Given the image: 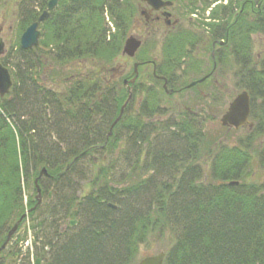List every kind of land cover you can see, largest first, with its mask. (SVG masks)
<instances>
[{
  "label": "trees",
  "instance_id": "16d2710c",
  "mask_svg": "<svg viewBox=\"0 0 264 264\" xmlns=\"http://www.w3.org/2000/svg\"><path fill=\"white\" fill-rule=\"evenodd\" d=\"M47 2L22 0L18 36L37 21ZM255 2L254 24L264 36V0ZM189 4L195 9L192 0ZM250 4L231 0L225 9L234 13ZM135 5V0H59L40 24L39 45L23 50L17 42V59L10 70L13 87L0 98V247L19 217L36 204L34 180L45 168L46 174L38 179L42 202L18 228L33 219L36 256L44 253V264H133L138 247L154 236L168 242L163 264H264V179H249L254 159L250 143L214 147L204 154L210 161L204 172L197 163L205 134L194 117L184 113L167 123L154 120L163 111L151 87L132 111L131 100L141 86L138 79L107 138L127 96L91 71L65 74L73 62H97L104 68L118 57L138 14ZM105 14L114 31L107 27ZM242 16L238 23L252 24ZM244 34L241 26L238 45L232 48L242 55L236 54L238 62L246 56ZM188 41L187 33L180 31L161 44L162 61L155 74L171 86L173 70L190 57ZM0 62L6 67V56ZM55 68H63L61 76ZM41 71L52 79L58 76L64 88L45 86L38 77ZM248 76L251 95L256 88L260 92L264 72L253 69ZM261 119L253 136L264 133V108ZM122 140L132 150L128 158L118 151ZM254 153L264 169V145ZM94 156L100 164L91 162ZM86 159L91 166L81 168L79 163ZM118 168L121 173L115 175ZM76 178L89 187L81 197L73 185ZM69 219L77 224L70 227ZM6 249L0 250V264Z\"/></svg>",
  "mask_w": 264,
  "mask_h": 264
},
{
  "label": "rangeland",
  "instance_id": "374dc122",
  "mask_svg": "<svg viewBox=\"0 0 264 264\" xmlns=\"http://www.w3.org/2000/svg\"><path fill=\"white\" fill-rule=\"evenodd\" d=\"M186 1V0H184ZM204 0H200V3L194 2L192 0L195 8L198 9V16L194 19V21H188V18L185 20H180L177 28L182 29H192L196 24L203 22L202 17V7ZM22 0H0V37L5 46V54L8 64H6L7 69L13 72L12 63L16 62L17 55V42L19 43L20 36L17 35V23L19 20V4H21ZM190 0H188V3ZM135 3H140V6L143 8L145 4L140 2V0H135ZM222 6V5H221ZM136 7V5H135ZM137 8V7H136ZM216 11L219 12V9L216 8ZM174 18H177L178 9L174 8L171 10ZM138 13V9H137ZM205 15V14H204ZM139 16L136 15L135 19ZM109 27V24H107ZM41 27L39 26V30L41 31ZM181 31V29H179ZM140 32L137 31L135 25L131 27L126 33L124 40L130 36H137ZM162 31L155 33L152 36L151 40L144 42L142 47L139 49L137 54L133 58H129L120 52L119 56L113 59V61L106 65L104 68L101 67L97 62H88V63H77L73 62L68 65L64 70L65 74L72 75H86L90 71L95 74L99 79L104 80L105 82L112 83L117 91L123 92L129 97L128 87L123 85L125 80H128V76L133 74V66L136 63H142L141 66H138V83L141 84L139 87V91L131 100V110L135 111L138 109V105L144 96L147 95L145 90L151 87L155 90L159 97V105L163 114L156 116L154 120L161 121L162 123H167L171 120L178 119L184 113H186L189 118L191 116L194 117V121L198 127L202 129V132L205 134L204 143L202 147L203 156H201L198 167L205 171H209L210 169V161L207 158H204V154L208 151H212L214 147H218L220 145L228 146V147H243L245 142L251 144V148L249 149L250 154L253 156L252 164L249 170V179L251 181H261L264 179V169L260 165L258 161L257 155L254 153L255 151H259L262 145H264V133L253 136V130L259 124L262 116V110L264 108V100L257 96L256 94L260 93L264 96V80L261 84V90L258 92L257 88L256 94L250 93V89H253L252 86L248 85L247 78L243 77L244 74H240L241 68L245 70L244 73L252 72L251 66L255 68V72H264V37L261 34H255L252 36L253 44H252V54L251 58L249 53L245 56L244 61H237L235 55L229 57V62L226 63V66L218 70V73L215 72L213 74L214 78L210 79V82H205L194 89L185 90L182 92L166 94L163 92L162 83L155 82L151 80L152 78V67L150 64L145 63L147 59L154 60L160 63L162 60V43L161 42ZM249 35V34H248ZM138 37V36H137ZM250 37V35L248 36ZM41 39V37H40ZM144 52V53H143ZM145 55L147 57H145ZM200 52L196 55L192 54L191 57L181 60V63L175 67L173 70V74L170 78L173 81L174 88H181L193 82L194 80L201 79L205 74L209 65L201 64L198 65L199 68L194 70L190 65L192 62H196V60L203 61L205 64H208L207 59H203L204 54L201 55ZM199 57V58H198ZM143 58V59H141ZM252 59V60H251ZM243 62V63H242ZM145 63V64H144ZM44 71L48 68L49 61L45 62ZM195 65V64H194ZM49 69H52L50 66ZM61 76L62 70L55 68ZM209 69V68H208ZM10 71V72H11ZM243 73V72H242ZM12 74V73H11ZM57 76V77H58ZM39 80L42 81L43 84L54 90H62L64 88V83L61 80H58L57 77L52 79L49 74L46 72L39 73ZM13 79V78H12ZM171 85L169 88L172 87ZM170 91V90H168ZM248 92L250 95V104H251V115L249 117V122L252 124V127L249 128L245 126L240 129L226 128L221 125L220 119L222 115L226 112L228 105L233 99L241 92ZM131 94V89H130ZM126 98V99H127ZM132 99V98H131ZM126 101V100H125ZM191 119V118H190ZM253 129V130H252ZM122 143V144H121ZM120 143V147L118 151H123L122 157L128 158L132 154V150L129 149V146L125 144L122 140ZM209 148V150H208ZM255 150V151H254ZM99 156H94L91 159V162L95 159L96 163H99L97 160ZM109 157H105L107 160ZM88 159L79 163L81 168L90 167L91 163ZM100 164V163H99ZM121 173V168H118L115 175ZM73 185L80 189L77 193L79 197L85 195L88 190V184L86 181L74 179ZM41 209L38 214L42 212ZM68 220V219H67ZM66 222V220H65ZM32 224H35L32 218L27 219L20 227L19 231L14 236V241L9 242L7 245V249L4 254V264H9V260H14L13 264H21L20 262V254L27 255L29 250V246L25 247V243L28 242L31 244L32 249L35 248L33 244V236L32 232ZM65 225V224H64ZM66 226V225H65ZM41 237V235H40ZM39 237V238H40ZM11 243V244H10ZM168 247V242L164 238L159 237H151L149 242L142 244L138 247V254L135 256L133 264H138V262L144 258L145 256H154L161 251H164ZM7 251H16V255L6 254ZM30 251V250H29ZM20 253V254H19ZM16 259V260H15ZM31 259V256L29 257Z\"/></svg>",
  "mask_w": 264,
  "mask_h": 264
},
{
  "label": "flooded vegetation",
  "instance_id": "af4514ba",
  "mask_svg": "<svg viewBox=\"0 0 264 264\" xmlns=\"http://www.w3.org/2000/svg\"><path fill=\"white\" fill-rule=\"evenodd\" d=\"M163 1L171 2V5L169 7H162L159 8L158 10H154L143 0H140V2L144 3L145 7L142 8L140 6V3L137 4L139 17L137 19H134V24H133L136 26L137 31L140 32V34L137 36L140 39L141 44H143L144 42L151 40L152 36L155 33L162 31L161 42H160L162 43L163 40H165L168 36L180 32L179 29H181L182 32H186L189 38L188 52L190 54V57L192 54L197 55L200 52V48H201V55L204 54L205 56L203 59L208 60V64L207 63L205 64L203 61L196 60V62H192L189 65L192 68H194V70H197V68L201 67V64H203L202 67H204V65H209L208 67L209 69L207 68L206 74L203 76V78L205 77V80L201 84L208 81L210 82V79L214 78L213 74L215 72L218 73V70L220 71L221 68L224 69L226 63L229 62L230 56L232 55L236 56V54H238L240 57H242L241 53H238L237 50H232L233 47H236L238 45L237 38L241 36L240 35L241 26L244 28L245 31L244 35L246 36L245 38V45H247L246 46L247 49L245 50L246 55L249 53L250 58L252 57L251 56L252 44H253L252 36L258 34L256 26L254 24L257 21V12H256L257 4L255 2L256 0H250L251 7L245 9L243 8L244 12L242 8L239 9L238 11L235 9L234 13L232 12L231 9H225L226 7L229 6L228 4L220 6L221 8L219 9L218 13H213L214 11L210 10L208 14L205 13L202 23L196 24L195 26H193L192 29H186V30L182 28L179 29L177 28L179 21L185 20L187 18L188 21H194V17H196L197 14H193V11L194 10L197 11V9H193V7L190 9V4L184 0H163ZM210 1L211 0H207L208 3ZM218 1L219 0H215V2L213 3L217 4ZM174 8H177L179 12V14L177 13V18H174L175 14L173 15V13L171 12V10ZM46 9H47V3H46ZM224 10H228L229 14H226ZM242 12L243 14H241ZM241 16L245 20L249 19L252 24L242 25V23L241 24L238 23L240 21ZM228 18H230L229 21H227ZM248 34L250 35V37H248L249 36ZM144 62L151 65L152 72L154 68L153 64L155 63V71H156L158 62L149 59H147ZM141 64L142 63H140L138 66H141ZM198 65L200 66L198 67ZM253 69L255 68L252 65L251 70ZM240 71H241L239 72L240 74H244L245 78L249 79L248 73L247 74L244 73L245 70L243 69V67L241 68ZM130 79H128V81ZM159 79L161 80L163 85L164 79L163 78H159ZM128 81L126 80L123 83L126 85ZM166 82H167V88L169 90L173 89L171 93H177V92H182L184 90L194 89L195 87L201 85V84H197L196 86L189 89H185L181 87L175 90L172 87L169 88L170 85L168 80ZM129 83L130 82H128V85L126 87L129 86Z\"/></svg>",
  "mask_w": 264,
  "mask_h": 264
},
{
  "label": "water",
  "instance_id": "95a60500",
  "mask_svg": "<svg viewBox=\"0 0 264 264\" xmlns=\"http://www.w3.org/2000/svg\"><path fill=\"white\" fill-rule=\"evenodd\" d=\"M58 0H49L47 4V10L43 11L42 14L38 17V21H35L31 23L21 34L20 36V47L23 50H29L32 49L33 47H36L39 43V38L41 35L40 30L38 29V25L40 22H42L44 19L48 17V12L53 10V8L56 6ZM146 2L149 6H151L154 10H158L159 8L162 7H168L171 5V2H164L162 0H143ZM1 31V29H0ZM141 45L140 40L136 39L135 37L131 36L127 38L124 42L123 49H122V54L126 55L127 57H134L136 54L137 50L139 49ZM4 43L0 37V56L4 54ZM133 72L134 76L131 80L133 83L135 79L137 78V64H134L133 66ZM205 80V78H202L196 82H193L189 84L187 87H192L197 83H201ZM164 89L166 90V83L164 84ZM12 88V78L11 75L8 71L7 68H5L1 63H0V97H3L7 95L10 92V89ZM166 92H168L166 90ZM131 95L129 94V97L127 101L122 105L120 109V113L118 117L113 121L110 131L108 133V136L111 134V129L112 127L118 122V120L121 118L123 109L126 106L128 100L130 99ZM250 115V97L249 94L244 91L239 93L232 102L229 103L227 111L222 115L220 122L222 126H225L227 128H234V129H239L241 127H244L246 124H248V118ZM249 127L251 125L249 124ZM42 174H46L45 168H43L39 175L38 178L42 176ZM34 184L36 187V196L35 199L36 205H38L41 201V190L38 185V179L34 180ZM50 196V195H49ZM36 205L30 209L33 210ZM109 206H112L109 204ZM28 210V211H30ZM27 212H25L23 215H21L18 219L17 222L14 223V225L9 229L6 235V239L3 242V244L0 247V250H3L8 242L10 241L12 235L17 231L18 226L20 222L26 217ZM75 222L71 221L70 225H74ZM43 259V256L37 258L33 264H40ZM163 259H164V253L160 252L154 256H149L145 257L142 259L139 264H163ZM11 263V262H10Z\"/></svg>",
  "mask_w": 264,
  "mask_h": 264
}]
</instances>
